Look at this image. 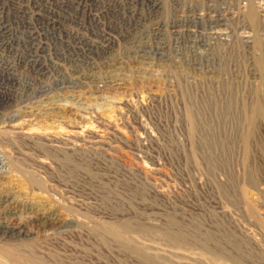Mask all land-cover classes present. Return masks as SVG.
<instances>
[{"label":"rangeland","instance_id":"374dc122","mask_svg":"<svg viewBox=\"0 0 264 264\" xmlns=\"http://www.w3.org/2000/svg\"><path fill=\"white\" fill-rule=\"evenodd\" d=\"M150 1L85 0L87 9L79 0H0V220L31 237L8 247L22 253L14 264H264L258 0H181V14L192 11V67L170 81L154 78L150 61L145 71L132 63L154 53ZM104 4L119 29L141 26L76 69L68 55L89 47L71 30L85 33L96 7L92 19L109 33ZM220 20L235 45L253 42L246 84L244 53L220 58ZM119 56L129 61L124 71ZM35 63L51 64V76L96 78L31 105L44 86L25 70Z\"/></svg>","mask_w":264,"mask_h":264},{"label":"built area","instance_id":"2783aa9c","mask_svg":"<svg viewBox=\"0 0 264 264\" xmlns=\"http://www.w3.org/2000/svg\"><path fill=\"white\" fill-rule=\"evenodd\" d=\"M164 0H151L148 3V6L152 8L154 11V14H150L149 8H148V16L152 18L153 21V28H152V43H153V56H144L140 55L138 57H135V60H132L133 64H137L136 68L139 70L147 69L143 66L144 62L150 61V63L153 64L152 70L153 77L156 78L159 81H163L164 79L166 81H170L173 79L176 75H179V72H182L183 69L190 70L192 67V59H193V41H192V35H193V24H192V15H191V7L188 13L184 12L185 15H182L180 12L181 7V0H167L168 6L164 7ZM258 4L259 8L261 9V16L263 21V32H264V0H258L256 2ZM110 7L113 5V3H108ZM96 9V7L94 8ZM91 12L92 16L90 18L89 27L85 33H79L81 29H84L85 26L81 25L80 30H71L76 33V36L74 38L75 43L78 42V45L83 44V46L89 47L88 49L82 48L84 50L83 53H80V49L78 51H74V53L68 55L69 62L73 63V67H76V69H80L81 65H85L89 60L92 59V52L95 50L96 52H100L103 55L112 54V50L106 51L105 49H101L100 46H98V42L100 41V33L101 30L96 27H105L103 24H97L96 21H93L92 18L94 17V10ZM98 10L103 12V19L102 21L105 23H108V31L109 35L112 37L111 42H113V45L116 47L121 46L128 38L132 35L133 32L138 30L137 28L141 26V21H133L126 25L125 29H119L118 26L113 22V20L109 19V14L105 13L103 10V5L98 7ZM199 19L201 22L203 21L204 14H199ZM111 20V21H110ZM224 25H222V22L220 20V58L223 59V56L226 55V51L230 49H235L237 51H242L244 54L243 56V69L241 70L244 72L243 79L241 80V83L247 82V75L254 71V60L251 58H245L246 53L249 52V50L255 52V48L252 45L253 42H248L246 44V41L241 44H234L237 43L235 41H232L230 38L231 36L228 35L227 32L223 31ZM243 27H247L243 21ZM201 31L203 30V27L200 26ZM198 32L199 35V44L201 46H204L202 42L204 33L203 31ZM91 37H89L88 35ZM264 36V35H263ZM63 38V36H62ZM84 41V42H83ZM248 41V40H247ZM234 42V43H233ZM102 41L100 42V44ZM252 45V47H251ZM81 47V46H80ZM95 47V48H94ZM115 48V47H111ZM87 51H90V53H87ZM262 51H264V39H263V47ZM103 57V56H102ZM115 62L117 64V70L124 71L126 70V66L129 65V61L125 59L123 56H119L115 59ZM51 64L48 65L47 69L46 67H41L39 64L35 63L33 65L25 66V70L27 71V75H35V76H29L30 81L34 83H38L39 85L43 86V90H41L40 95H36L34 97L28 98L29 103L28 104H34L31 103L34 99H38V101L47 100L44 98H48L49 91H60V90H68L73 91L75 88H78L80 86H89L92 87L94 83H91L88 85V82L94 81L93 78H96L94 74H82V75H76L73 76V78H62L59 76H51L52 74H48ZM147 67L146 65H144ZM14 69L17 68V64L14 65ZM111 67H115V63L113 64H106L107 71ZM149 67V66H148ZM15 71V70H14ZM43 71L45 74L43 75ZM220 77L222 79L223 76L226 74L225 72H220ZM43 75L46 77V80L43 82L42 77L38 76ZM255 76V75H254ZM49 77H51V81H48ZM77 77V78H76ZM39 78V79H37ZM71 79H74L73 81H70ZM45 92V93H44ZM45 95V96H41ZM14 97H16L14 95ZM42 97V98H41ZM27 104V105H28ZM26 105V106H27Z\"/></svg>","mask_w":264,"mask_h":264},{"label":"bare ground","instance_id":"6f19581e","mask_svg":"<svg viewBox=\"0 0 264 264\" xmlns=\"http://www.w3.org/2000/svg\"><path fill=\"white\" fill-rule=\"evenodd\" d=\"M79 1H81V2L79 3L78 8H80L82 3H87V2H85V0H79ZM164 1H167V0H164ZM166 4H167V2L165 3L164 7L166 6ZM167 6H168V4H167ZM81 7L87 8V6H81ZM103 8H105V4L103 5ZM87 9H84V11H87ZM88 16H91V15H88ZM246 16H247V19H246L247 23H249L248 25H250V27H252V29L253 28L255 29L258 26V20H256L257 17L255 18V16L252 13H250V14L248 13V15H246ZM95 20L97 21L98 19L95 18ZM95 20H93V21H95ZM96 23L100 24V22H96ZM100 37H101V39L98 42L99 43L98 46H100L101 49H105L106 51H109L112 49L111 47H116L115 45H113V42H111L112 37L108 33L103 32L100 34ZM101 41H102V43L100 44ZM142 64H146V62H144V63L142 62ZM152 66H153V64H152ZM30 76H33V75H30ZM40 76H42V75H40ZM53 101H55V100H53ZM8 201L9 200H6L5 202L7 203ZM9 215H11V213H9L8 215H5V217L7 218V216H9ZM29 238H31V237H29L28 231L25 230V227L23 225L13 224V222L12 223H6V222H3L2 218H1V220H0V264H14L13 259L15 257H17L18 255H22V253L21 254L15 253L14 250H10V249H8V247H10L12 245L26 246L25 244H26V242L28 243ZM11 249H13V248H11ZM18 264H21V263L18 262Z\"/></svg>","mask_w":264,"mask_h":264}]
</instances>
